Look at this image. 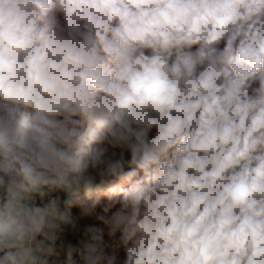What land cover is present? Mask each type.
<instances>
[{
  "label": "clouds",
  "instance_id": "1",
  "mask_svg": "<svg viewBox=\"0 0 264 264\" xmlns=\"http://www.w3.org/2000/svg\"><path fill=\"white\" fill-rule=\"evenodd\" d=\"M0 264H264V0H0Z\"/></svg>",
  "mask_w": 264,
  "mask_h": 264
}]
</instances>
